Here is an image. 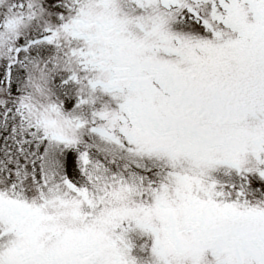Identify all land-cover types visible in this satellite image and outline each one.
I'll use <instances>...</instances> for the list:
<instances>
[{
  "label": "snow or ice",
  "instance_id": "obj_1",
  "mask_svg": "<svg viewBox=\"0 0 264 264\" xmlns=\"http://www.w3.org/2000/svg\"><path fill=\"white\" fill-rule=\"evenodd\" d=\"M0 264H264V0H0Z\"/></svg>",
  "mask_w": 264,
  "mask_h": 264
}]
</instances>
